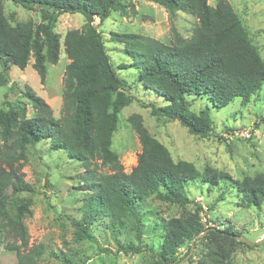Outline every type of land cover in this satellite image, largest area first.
<instances>
[{
    "label": "trees",
    "instance_id": "obj_1",
    "mask_svg": "<svg viewBox=\"0 0 264 264\" xmlns=\"http://www.w3.org/2000/svg\"><path fill=\"white\" fill-rule=\"evenodd\" d=\"M3 1L0 0V86L7 83L9 65L24 70L31 59L32 68L43 83L45 64L56 65L59 60L60 40L69 61L62 78L59 118H54L50 106L28 89L23 96L36 111L34 117L26 118L25 105L0 110V240L5 241L6 251L15 253L17 264H39L47 251L42 244L29 245L23 219L30 214V200H16L13 215L7 208L13 197L32 192L24 181L22 168L27 160L26 150L42 142L48 143L50 151H62L84 168L81 188L86 189L88 196L83 201L81 218L71 219L76 241L96 242L90 228L106 219L105 226L117 252L124 255L145 250L141 243L145 216L139 210L144 202L154 199L172 206L194 204L203 212L197 201L185 194V188L194 182L209 187L229 182L241 195L244 207L264 203V173L238 181L209 167L199 171L191 162L175 161L167 147L148 132L138 114L128 118L141 148L129 173L123 171L111 149L118 115L134 99L128 93L130 85L117 70L134 69L137 85L166 102L161 107L147 103L150 116L177 121L199 139L212 136L210 109H223L236 99L246 104L260 91L264 62L226 0H219L214 7L208 0H146L169 14L170 42L140 34L111 33V40L123 44L129 58V63L118 69L111 63L102 34L93 21H104L111 13L134 16L132 3L10 0L26 10L37 8L40 12L37 25L29 20L12 26L4 15ZM177 13L187 14L196 22L187 38L182 37L174 23ZM63 14L83 16L81 29L67 31L63 37L56 33V16ZM195 101L207 103L193 113L189 109ZM94 163L110 173H97ZM213 210L214 206L209 208ZM128 218L133 220L136 245L118 240ZM151 230L155 236L161 235L156 251L150 250L153 264H178L189 253L192 240L204 232L195 240L193 255L184 264H234L232 255L239 246L251 248L237 240L241 237L238 230L208 226L197 213L170 218L158 231L155 227ZM184 247L186 253L179 256ZM99 251L110 252L106 248ZM64 259L68 260L65 256Z\"/></svg>",
    "mask_w": 264,
    "mask_h": 264
},
{
    "label": "rangeland",
    "instance_id": "obj_2",
    "mask_svg": "<svg viewBox=\"0 0 264 264\" xmlns=\"http://www.w3.org/2000/svg\"><path fill=\"white\" fill-rule=\"evenodd\" d=\"M218 1L208 0V4L214 7ZM226 1L232 6L252 47L264 62V0ZM126 2L135 7L134 16L121 17L117 13H111L104 21H93L96 29L102 34L111 63L117 69L129 63V58L124 53L123 44L111 40V33L140 34L166 44L170 42L171 24L169 14L163 7L146 0ZM3 7L4 15L12 26L29 20L35 25L40 22V12L37 8L26 10L14 5L10 0H4ZM84 22L85 19L80 14L57 15L54 31L63 37L67 31L80 30ZM174 23L183 38L190 36L196 24L192 17L184 13H177ZM32 63L31 59L24 70L8 66L5 74L7 83L0 86V110L6 111L8 106L25 105L26 118L34 117L36 111L23 96V92L28 89L50 106L54 118H59L62 114V78L69 63L62 41L60 40L57 64H45L46 77L43 83L33 70ZM1 68L0 65V75ZM117 71L130 85L128 93L134 98L118 115L111 145L125 173H129L136 165L141 152L137 136L128 122V118L133 114L142 117L148 132L167 147L175 161L191 162L199 171L209 167L238 181L264 173V82L260 91L248 103L241 104L236 99L237 101L234 100L223 109H210L214 128L212 136L199 139L177 121L158 120L150 116L149 109L145 108L147 103L161 107L165 106L166 102L137 85L134 69ZM206 103L195 101L189 110L197 113ZM26 155L22 173L32 192L13 197L8 201L7 208L13 215L16 200H30V214L23 219V225L29 245L42 244L47 249L39 264H153L154 257L150 250L156 251L161 235L155 236V231L151 228L155 227L158 231L170 218L194 213L208 226L220 229L233 227L240 232L242 238L251 243L264 239V203L259 207H244L241 195L229 186V182L220 183L217 187L194 182L185 188V194L190 200L197 201L203 212L197 210L194 204L172 206L154 199L144 202L139 208L141 215L145 216L141 237L145 249L143 253L124 255L117 252L111 233L105 226L106 219L90 228L96 242H78L71 219L77 221L81 218L83 201L88 196L86 189L81 188L84 183V168L78 162L69 160L62 151H50L46 142L29 147ZM93 166L97 173H110L106 167H99L98 163ZM220 196L222 201L219 200ZM212 206L214 210L209 211ZM132 222L133 220L128 218L118 237L119 242L137 244ZM4 244L5 241L0 240V264H17L15 253L6 251ZM105 248L110 252L100 253L99 250ZM185 253L186 247L180 250L179 256ZM64 256L68 260L64 259ZM232 261L234 264H264V241L252 245L251 248L239 246L232 255Z\"/></svg>",
    "mask_w": 264,
    "mask_h": 264
},
{
    "label": "water",
    "instance_id": "obj_3",
    "mask_svg": "<svg viewBox=\"0 0 264 264\" xmlns=\"http://www.w3.org/2000/svg\"><path fill=\"white\" fill-rule=\"evenodd\" d=\"M204 233H205V232H204ZM204 233H202V234L196 236V237L192 240V242H191V248H190L189 253H188V254H187V255H186V256H185V257H184V258H183L178 264H184L185 261L191 257L192 252H193V249H194V243H195V240H196L197 238L203 236ZM237 240H238L239 242H241V243H245V244H247V245H249V246H252V245H254V244H259V243H262V242L264 241V239H263V240H261V241H259V242L251 243V242L247 241L246 239H244V238H242V237H237Z\"/></svg>",
    "mask_w": 264,
    "mask_h": 264
}]
</instances>
